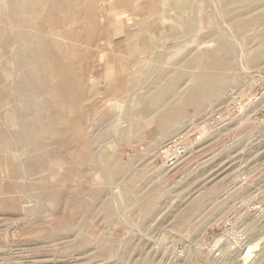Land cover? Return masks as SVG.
I'll return each mask as SVG.
<instances>
[{"label":"rangeland","instance_id":"1","mask_svg":"<svg viewBox=\"0 0 264 264\" xmlns=\"http://www.w3.org/2000/svg\"><path fill=\"white\" fill-rule=\"evenodd\" d=\"M74 1L96 18L69 24L73 40L46 35L67 55L49 76L63 74L61 98L52 81L55 97L28 106L14 92L26 43L0 41V264H264V16L233 21L228 0ZM7 5L0 34L39 33L5 20ZM33 74L40 94L48 73ZM182 132L186 153L167 167L158 151Z\"/></svg>","mask_w":264,"mask_h":264},{"label":"bare ground","instance_id":"2","mask_svg":"<svg viewBox=\"0 0 264 264\" xmlns=\"http://www.w3.org/2000/svg\"><path fill=\"white\" fill-rule=\"evenodd\" d=\"M3 0H1V2H2ZM4 1H6V0H4ZM137 1V0H136ZM135 1V2H136ZM210 1V0H209ZM215 1V0H214ZM134 2V4H136ZM142 2V1H141ZM217 2V1H216ZM225 3H226V1H224ZM223 2V3H224ZM7 3V2H6ZM105 3V2H104ZM117 3V2H116ZM138 3H139V0H138ZM149 3V2H148ZM224 3V4H225ZM4 4H5V2H4ZM76 3H75V1L74 0H8V5H9V8H10V12L8 13V14H6V18H5V20L7 19V20H11V21H13V22H15V24H18V26H24L25 28H32V29H34V30H37L39 33H36L35 35H33L31 32H28V31H25V30H18V31H16V29L14 28V30H13V32H9L8 34H0V41H2V40H5V41H7L9 38H12V37H15V39H16V37H18L19 39L21 38V40L23 41V46H24V44L26 45L25 46V48L24 47H22V48H20L19 46V48L22 50V51H20L19 50V48L17 49V51L19 50L20 52L15 56V55H13V58L15 57L16 58V63H15V66L17 67V68H22V67H25V66H29L28 67V69L26 68L25 69V72H24V74H21V76H19L18 78H16L15 80V87H14V92L17 94V95H19V94H21L22 96H24V97H22L23 99L25 98L26 100H25V103L28 105V106H30L31 108H33V106H35L36 104H37V102L38 103H43V101H47L45 98H48V99H50L51 97H55V95L53 94V92H52V88H50V86H49V82H52V81H54V80H52L51 78L53 77L52 76V72L53 71H55V69H56V71L57 70H59V71H61V73H62V61L67 57V55H66V53L64 54V53H58L57 51H55L54 50V47H56L55 46V44H56V42H57V40H56V42H54V41H52L51 39L49 40V39H47V37H46V35L48 34V33H50V34H54L55 33V35L57 34L58 36H60L62 39V41H65V40H73L75 37H76V34H74V31H71V32H69L67 29H68V25L69 24H75V26L77 25V26H79V27H83L84 29H91L92 28V24H90L89 22H84V20H83V17H86L87 18V20L88 21H94V19L96 18V16H95V14H94V12L93 11H89L88 10V12L86 13V14H84V13H81V12H79V11H77V10H74L75 8H74V6H76L75 5ZM131 4V3H130ZM227 4V8H228V11H229V13L231 14V16H229L230 17V19L231 20H238L239 19V17L237 16V12H241V14L245 17V14H246V16H247V18H248V13H255V12H257V13H259L261 16H264V0H228V2L226 3ZM3 5V4H2ZM8 5H7V7H8ZM142 5V4H141ZM156 5V4H155ZM155 5H152V6H155ZM5 8H6V6L5 5H3ZM2 6V7H3ZM79 6V5H78ZM102 6V5H101ZM108 6V5H107ZM140 6V4H138V7ZM167 6V5H166ZM1 7V8H2ZM165 7V6H164ZM108 8V7H107ZM132 8V7H131ZM132 9H134V8H132ZM225 9V8H224ZM2 10V9H1ZM122 10V9H121ZM149 10H152L151 8L149 9ZM5 11V10H4ZM7 11V10H6ZM165 11V10H164ZM149 11H147V15L149 14L148 13ZM151 13V12H150ZM224 13H225V11H224ZM226 13H227V11H226ZM155 14V13H154ZM228 14V13H227ZM240 14V15H241ZM3 15V14H2ZM69 15V16H68ZM131 15V14H130ZM133 15V14H132ZM199 15V14H198ZM241 15V16H242ZM5 16V15H4ZM145 16V15H144ZM154 16V15H153ZM195 16H197V15H195ZM242 16V17H243ZM259 16V15H258ZM122 18L123 17H126V15H122L121 16ZM131 17V16H130ZM150 17V16H149ZM148 17V18H149ZM151 17H152V15H151ZM187 18V17H186ZM253 18V17H252ZM259 18V17H258ZM153 19H154V17H153ZM181 19V18H180ZM200 19V18H199ZM229 19V20H230ZM250 19V18H249ZM144 20V19H143ZM142 20V21H143ZM208 20V19H207ZM228 20V19H227ZM228 20V21H229ZM246 20V19H245ZM263 20V19H262ZM125 21V20H124ZM203 21H205V20H203ZM232 22V21H231ZM240 22V21H239ZM263 22H264V20H263ZM10 23V22H9ZM181 23V22H180ZM236 23V22H235ZM245 23H246V21H245ZM248 23V22H247ZM234 24V23H233ZM12 25V24H11ZM238 25V24H237ZM14 26V25H13ZM241 26V25H240ZM262 27V26H261ZM182 28V27H181ZM31 29V30H32ZM235 29H236V27H235ZM12 31V30H11ZM87 33V32H86ZM91 34V33H90ZM97 34V33H96ZM255 34V33H254ZM12 36V37H11ZM94 36V35H93ZM262 36V35H261ZM44 37H46V38H44ZM129 37V36H128ZM127 37V38H128ZM55 39V38H54ZM53 39V40H54ZM58 39V38H57ZM60 39V38H59ZM19 41V40H18ZM59 42H60V40H58ZM25 42V43H24ZM58 42V43H59ZM18 43V42H17ZM16 43V44H17ZM20 43V42H19ZM18 43V44H19ZM78 43V42H77ZM17 44V45H18ZM62 44H65V43H63L62 42ZM61 44V45H62ZM225 44V43H224ZM259 44V43H258ZM13 45V44H12ZM17 45H15V46H17ZM20 45V44H19ZM58 45V44H57ZM59 45H60V43H59ZM58 45V46H59ZM66 46V45H65ZM219 46V45H218ZM217 46V47H218ZM84 47H85V45H84ZM90 47V46H89ZM88 47V48H89ZM16 48V47H15ZM58 48V47H57ZM62 48V47H61ZM87 48V47H86ZM222 48V50H223V47H221ZM225 48V47H224ZM81 49V48H80ZM218 49V48H217ZM73 50V49H72ZM71 50V53L74 51H72ZM83 50V49H82ZM226 50V49H225ZM229 50V49H228ZM1 51V50H0ZM215 52H214V54L213 55H215L214 57H216V56H220V55H223L222 53H221V51L218 49L217 51L216 50H214ZM16 52V51H15ZM213 52V51H212ZM223 52V51H222ZM228 52V51H227ZM77 53V52H76ZM85 53V52H84ZM221 53V54H220ZM226 53V52H225ZM229 53V52H228ZM210 55V57H211V55L212 54H209ZM229 55V54H228ZM124 56V55H123ZM70 57V56H69ZM151 57V56H150ZM199 57V56H198ZM133 58V57H132ZM85 59H86V57H85ZM178 59H180V58H178ZM215 59V58H214ZM75 60V59H74ZM194 60V59H193ZM14 61V60H13ZM87 61V60H86ZM216 61H218L219 63H220V65H224V62H225V59L224 58H216ZM257 61H264V49L258 54V58H256L255 59V62H257ZM180 62V61H179ZM183 62V61H182ZM258 62V63H259ZM178 63V62H177ZM194 63V62H193ZM218 63V64H219ZM226 63V62H225ZM5 64V63H4ZM61 64V65H60ZM197 64V63H196ZM47 65H49V66H47ZM84 65V64H83ZM219 65V66H220ZM13 66H14V64H13ZM47 66V67H46ZM180 66H181V64H180ZM190 66H192V63H191V65ZM225 66V65H224ZM3 67V66H2ZM2 67H0V69L2 68ZM5 67L6 66H4V69H5ZM189 67V66H188ZM194 67V66H193ZM222 67V66H221ZM23 69V68H22ZM69 69H70V67H69ZM73 69H74V67H73ZM120 69V68H119ZM122 69V68H121ZM180 69V68H179ZM223 69H224V67H223ZM77 70V69H76ZM74 70H72V72H73ZM120 71V70H119ZM118 71V72H119ZM181 71V70H180ZM1 72V71H0ZM33 72H35V73H37V74H39L40 72H45V73H48V74H46V75H48V77H49V79L50 80H46V78H47V76H43L42 78H41V80H39V82H35V86H37L39 89H42L41 90V93L40 94H31L29 91H28V86L32 83V80H33V77H34V74H33ZM58 72V71H57ZM56 72V73H57ZM69 72V71H68ZM1 73H3V72H1ZM70 73V72H69ZM119 73H121V72H119ZM65 74H66V72H65ZM4 75V74H3ZM63 75V74H62ZM62 75H60V76H58L57 78H55L54 77V79H55V83H53V84H55V86H56V88L58 89V94H57V98H61V96H63V95H66L67 94V92H66V94H64L65 93V85H64V83H63V81H61L62 80V78H63V76ZM134 75V74H133ZM61 76H62V78H61ZM69 76H70V74H69ZM72 76V75H71ZM218 76V75H217ZM17 77V76H16ZM65 77V76H64ZM36 79V78H35ZM69 79V78H68ZM80 80V79H79ZM178 80H180V78L178 79ZM38 81V80H37ZM177 81V80H176ZM188 81V80H187ZM67 82V81H66ZM204 82V81H203ZM157 83H159V82H157ZM173 84H174V81L172 82ZM186 83V82H185ZM3 84H5L6 85V83H3ZM71 84V83H70ZM79 84V83H78ZM120 84V83H119ZM182 84V83H181ZM193 84V83H192ZM198 84V83H197ZM224 84V83H223ZM211 85V84H210ZM8 87H10V85L8 84L7 85ZM54 86V85H53ZM79 86V85H78ZM187 86V85H186ZM191 87H192V85H190ZM5 87V86H4ZM8 87H7V91H9V89H8ZM202 87V86H201ZM216 87L217 86H214L213 87V89H212V97H210V99L212 98V101H216V100H218V98H219V96H218V94L216 93ZM187 88V87H186ZM198 88V87H197ZM11 89H13V88H11ZM76 89H79V88H76ZM80 89H81V86H80ZM137 89V88H136ZM164 89V88H163ZM189 89V88H188ZM191 89V88H190ZM193 89H194V87H193ZM200 89H204L203 87L202 88H200ZM83 90V89H82ZM82 90H81V92H82ZM192 90V89H191ZM194 90H197L196 89V87H195V89ZM194 90H192L191 92H195ZM6 91V92H7ZM12 91V90H11ZM40 91V90H39ZM53 91H55V90H53ZM80 90H78V92H79ZM106 91V90H105ZM159 91V90H158ZM164 92H163V95H164V93L165 92H167V88H165V90H163ZM201 91V90H200ZM203 91V90H202ZM201 91V93H203ZM13 92V93H14ZM56 92V91H55ZM69 92V91H68ZM90 92H91V90H90ZM161 92V91H160ZM207 91H206V89H205V92L204 93H206ZM198 92H196V94H197ZM2 94V93H1ZM159 94V93H158ZM162 94V93H161ZM161 94H160V97H161ZM166 94V93H165ZM181 94V93H180ZM198 94H200V93H198ZM197 94V95H198ZM10 94H8L7 96H9ZM206 95H208L207 93H206ZM11 96H12V94H11ZM68 96H69V94H68ZM157 96H159V95H157ZM170 96V95H169ZM198 96H200V95H198ZM14 97V96H13ZM163 97V96H162ZM168 97V96H167ZM204 96H201V97H199L200 98V100L203 98ZM207 97V96H206ZM3 98V97H2ZM20 98V97H19ZM66 98H69V97H66ZM149 98V97H148ZM153 98V97H152ZM155 98H156V96L154 97V99L153 100H155ZM158 98V97H157ZM166 98V97H165ZM159 99V98H158ZM209 99V100H210ZM10 100V99H9ZM51 100V99H50ZM159 100H161V98L159 99ZM158 100V101H159ZM166 100H167V98H166ZM166 100H163L162 99V103L164 102V101H166ZM206 100H208V99H206ZM55 101V100H54ZM54 101H52V102H54ZM80 101V100H79ZM106 101V100H105ZM152 101V100H151ZM150 101V102H151ZM202 101V100H201ZM204 101H205V99H204ZM203 101V102H204ZM1 102V101H0ZM21 102V101H20ZM65 102H67V101H65ZM156 102V100L154 101V103ZM7 103V102H6ZM12 103V102H11ZM24 103V104H25ZM71 104V102H68V104ZM109 103V102H108ZM208 103V102H207ZM210 103V102H209ZM216 103V102H215ZM15 104V103H14ZM73 105H74V103H72ZM155 104H157V102L155 103ZM158 104H161V103H158ZM202 104V103H201ZM11 105V104H10ZM162 105V104H161ZM198 105V104H197ZM215 105V104H214ZM59 106H62V105H60L59 104ZM187 106V105H186ZM204 106H208L207 104L206 105H204ZM11 107H14V106H12L11 105ZM66 107H67V105H66ZM66 107H65V109H66ZM69 107H72V105H70ZM68 108V107H67ZM13 109V108H12ZM15 109V108H14ZM205 109V108H204ZM17 110V109H16ZM15 110V111H16ZM19 110H20V108H19ZM48 110V109H47ZM24 111H28V110H25L24 109ZM29 111H30V109H29ZM29 111H28V113H29ZM65 111H67V110H65ZM205 111V110H204ZM4 112V111H3ZM12 112H13V110H12ZM48 112V111H47ZM5 113V112H4ZM18 113H21V112H18ZM57 113H59V112H57ZM62 113H64V112H62ZM66 113V112H65ZM8 114V113H7ZM23 114V113H22ZM21 114V115H22ZM24 114H25V112H24ZM60 114V113H59ZM18 115V114H17ZM20 115V114H19ZM18 115V116H19ZM26 115H28V114H26ZM10 116V115H9ZM15 116V115H14ZM57 116H58V114H57ZM65 116V115H64ZM4 117V116H3ZM49 117V116H48ZM61 117H62V115H61ZM145 117V116H144ZM21 118V117H20ZM20 118H18V119H20ZM58 118V117H57ZM60 118V117H59ZM17 119V120H18ZM29 119V118H28ZM62 118H60V120H61ZM13 120V119H12ZM23 120V119H22ZM43 120V119H42ZM63 120H65V119H63ZM62 120V121H63ZM29 121V120H28ZM57 121V120H56ZM13 122V121H12ZM3 123V122H2ZM1 123V124H2ZM24 123V122H23ZM29 123V122H28ZM60 123H62V122H60ZM60 123H59V125H60ZM71 123V122H70ZM185 123V122H184ZM69 124V123H68ZM48 125V124H47ZM58 125V124H57ZM2 126V125H1ZM68 126V125H67ZM80 126V125H79ZM12 127H14V126H12ZM36 128V127H35ZM39 128V127H38ZM41 128V127H40ZM49 128V127H48ZM79 128V127H78ZM14 129V128H13ZM17 129V128H16ZM24 129H26V130H24L23 131V133L24 134H26V136L28 137V139L29 140H31L32 138H34L35 137V132H33V130L31 129V127L29 126V127H26V128H24ZM47 129V128H46ZM50 129V128H49ZM70 129V128H69ZM1 130V129H0ZM39 130V129H38ZM173 130V129H172ZM171 130V131H172ZM50 131V130H49ZM72 131V130H71ZM40 133V132H39ZM9 134V133H8ZM39 135V134H38ZM40 135H41V133H40ZM3 136V135H2ZM16 136V135H15ZM4 137V136H3ZM5 137H9V136H5ZM10 137H12V134H10ZM48 137V136H47ZM13 138V137H12ZM10 139L11 141L9 142L10 143V145H15V144H17V143H19L20 141H19V138L17 139L16 137L14 138V139ZM22 138V137H21ZM1 139V138H0ZM86 139V138H85ZM21 140V139H20ZM34 140V139H33ZM1 141H2V139H1ZM4 141H6L5 140V138H4ZM24 142V141H23ZM87 142V141H86ZM36 143V142H35ZM39 143V142H38ZM41 143H42V141H41ZM262 143V142H261ZM7 143H5L3 146H5V148L6 147H9V146H7L6 145ZM21 144V143H20ZM83 144H85V142L83 143ZM88 144V143H87ZM35 145V144H34ZM36 145H38V144H36ZM86 145V144H85ZM90 145V144H89ZM1 147V146H0ZM39 147V146H38ZM82 148V147H81ZM84 148H86L87 150H88V148H89V146H88V148L87 147H84ZM264 148V147H263ZM4 149V148H3ZM83 149V148H82ZM12 150V149H11ZM86 150V151H87ZM255 150V149H254ZM4 151H6V150H4ZM17 151V150H16ZM20 151V150H19ZM10 152V151H9ZM85 152V151H84ZM83 152V153H84ZM8 153V152H7ZM87 153L89 154L90 152H88L87 151ZM72 154V153H71ZM253 154V153H252ZM7 155H9V154H7ZM264 155V154H263ZM0 156H1V153H0ZM81 156V155H80ZM60 157V156H59ZM85 157H86V155H85ZM84 157V158H85ZM6 158V160L8 159L7 157H4V158H1L2 160L3 159H5ZM83 158V159H84ZM0 159V160H1ZM19 159V158H18ZM42 159V158H41ZM83 159H80V160H83ZM14 160V159H13ZM36 160V159H35ZM5 161V160H4ZM9 161V160H8ZM43 161V160H42ZM84 161V160H83ZM1 162V161H0ZM17 163V162H16ZM42 163V162H41ZM28 164V163H27ZM202 164V163H201ZM1 165V164H0ZM10 165V164H9ZM29 165V164H28ZM31 165V164H30ZM211 165V164H210ZM3 166V165H2ZM6 166V165H5ZM19 166V165H18ZM40 166V165H39ZM11 167H13V166H11ZM10 167V168H11ZM20 168V167H19ZM14 169V168H13ZM42 169H44V168H42ZM221 169V168H220ZM4 170V169H3ZM12 170V169H11ZM15 171H16V169H14ZM210 170V169H209ZM7 171V170H6ZM21 171V170H20ZM24 171V170H23ZM68 171V170H67ZM4 172V171H3ZM8 172V171H7ZM14 172V171H13ZM22 172V171H21ZM18 174V173H17ZM46 174V173H45ZM222 174V173H221ZM2 175V174H1ZM41 175V174H40ZM119 175V174H118ZM46 176V175H45ZM8 177V176H7ZM10 179V178H9ZM119 179V178H118ZM11 180V179H10ZM44 180V179H43ZM65 181V180H64ZM45 182V181H44ZM62 182V181H61ZM47 183V182H46ZM19 184V183H18ZM62 184V183H61ZM65 184V183H64ZM12 185V184H11ZM40 185H41V183H40ZM34 186V185H33ZM46 186V185H45ZM9 187V186H8ZM14 187V186H13ZM43 187V186H42ZM21 188V187H20ZM41 189V188H40ZM49 189H51V188H49ZM1 190V189H0ZM15 190V189H14ZM37 190V189H36ZM44 190V189H43ZM6 191V190H5ZM21 191V190H20ZM138 191V190H137ZM3 192V191H2ZM7 192V191H6ZM15 192L17 193V192H19V191H16L15 190ZM24 192V191H23ZM135 192V191H134ZM8 193V192H7ZM7 193H6V195H7ZM2 194V193H1ZM5 194V193H4ZM14 194V193H13ZM47 194V193H46ZM49 194H51L52 195V197L54 196L52 193H49ZM55 194V193H54ZM56 194H57V191H56ZM98 194V193H97ZM117 194V193H116ZM3 195V194H2ZM10 195V194H9ZM48 195V194H47ZM46 195V196H47ZM95 195V194H94ZM127 195V194H126ZM24 196V195H23ZM46 196H44V197H46ZM49 196V195H48ZM13 197V196H12ZM56 197V196H55ZM62 197V196H61ZM15 198V197H14ZM19 198V197H18ZM23 198V197H22ZM98 198V197H97ZM121 198V197H120ZM148 198V197H147ZM54 199V198H53ZM46 200V199H45ZM49 200V199H48ZM55 200H59V199H55ZM140 200V199H139ZM119 202V201H118ZM77 223V222H76ZM48 225V224H47ZM78 226H79V223H78ZM72 227V226H71ZM73 227H75V226H73ZM77 227V226H76ZM80 227V226H79ZM68 228V227H67ZM75 229H79V230H81L80 228H75ZM65 230H66V228H65ZM65 232V231H64ZM71 232H73V231H71ZM74 232H75V230H74ZM81 232V231H80ZM66 236V235H65ZM64 237V236H63ZM62 238V237H61Z\"/></svg>","mask_w":264,"mask_h":264},{"label":"built area","instance_id":"3","mask_svg":"<svg viewBox=\"0 0 264 264\" xmlns=\"http://www.w3.org/2000/svg\"><path fill=\"white\" fill-rule=\"evenodd\" d=\"M191 135L190 132H182L175 135L167 144L159 149L157 157L167 167L175 165L185 155L188 139Z\"/></svg>","mask_w":264,"mask_h":264}]
</instances>
